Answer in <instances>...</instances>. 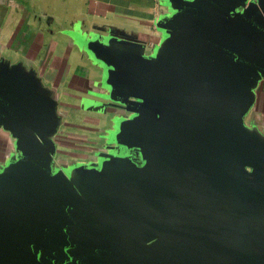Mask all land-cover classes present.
I'll list each match as a JSON object with an SVG mask.
<instances>
[{"label": "water", "instance_id": "95a60500", "mask_svg": "<svg viewBox=\"0 0 264 264\" xmlns=\"http://www.w3.org/2000/svg\"><path fill=\"white\" fill-rule=\"evenodd\" d=\"M159 3L149 32L85 41L105 71L92 92L106 107L93 110L118 123L131 109L136 126L117 153L91 146L107 173L70 167L52 87L0 62V127L15 139L0 264H264V127L246 120L264 77V0Z\"/></svg>", "mask_w": 264, "mask_h": 264}, {"label": "crops", "instance_id": "0c3cea01", "mask_svg": "<svg viewBox=\"0 0 264 264\" xmlns=\"http://www.w3.org/2000/svg\"><path fill=\"white\" fill-rule=\"evenodd\" d=\"M160 15L159 0H0V62H22L52 87L64 127L81 128L80 123L87 122L98 130L92 112L106 106L94 102L99 98L92 91L106 89L105 71L85 41L97 40L94 34L109 28L118 35L134 33L133 28L149 32ZM253 94L246 120L263 128L264 77L256 81ZM99 110L109 116L112 108L106 113ZM57 137L65 140L62 147L67 153L74 152L72 135L62 131ZM14 140L0 127V169L15 151Z\"/></svg>", "mask_w": 264, "mask_h": 264}, {"label": "rangeland", "instance_id": "374dc122", "mask_svg": "<svg viewBox=\"0 0 264 264\" xmlns=\"http://www.w3.org/2000/svg\"><path fill=\"white\" fill-rule=\"evenodd\" d=\"M95 120L98 122V125L100 129L95 130L94 124L82 122L80 123L82 125L81 128H71L67 129L68 126L60 127L62 131H64L66 134H70L73 136L71 139L73 143L76 146L81 145V148H79V152L76 153L75 157H77V162L70 166L71 168H76L79 170H84L86 172H92L97 175H100L105 168V162L111 161V159H108L106 157H99L95 150L90 149L94 142L95 144H109L110 146H113L116 148V153L118 152L117 149L122 148L123 146L120 144L124 140L130 139V137L135 136V127L133 124L128 123L127 118H133V110H129V114L126 118H122L119 115V122H116V119L118 117H109L108 115L104 116V113L101 112H92ZM105 117V118H104ZM92 118V117H91ZM106 118H110L109 120H106ZM121 119V120H120ZM80 122V121H79ZM95 122V123H97ZM61 131V132H62ZM109 133L108 138H104ZM124 134H127L125 138ZM129 150L127 151L130 153V158H127V160L130 162L132 167H136V162L140 159H142V155H140L142 152L140 150H135L134 147L131 145L126 146ZM134 148V149H133ZM115 150V149H114ZM148 160V157L144 156V162ZM137 169V167H136ZM67 172V171H66ZM107 173V172H106ZM249 207V206H248ZM247 207V208H248Z\"/></svg>", "mask_w": 264, "mask_h": 264}, {"label": "flooded vegetation", "instance_id": "af4514ba", "mask_svg": "<svg viewBox=\"0 0 264 264\" xmlns=\"http://www.w3.org/2000/svg\"><path fill=\"white\" fill-rule=\"evenodd\" d=\"M63 142H64V143H63ZM64 144H66L65 140L62 139V138H58V147H57V149H58L59 152H60L59 154H64V153L67 154V155H68V154H70V155H71V154H76L77 152H79V148H81V145H79V146H76V145L74 146V145H73L72 148H73V149H76V150H74V152H72V153H70V152L67 153L66 150H64L63 147H62Z\"/></svg>", "mask_w": 264, "mask_h": 264}]
</instances>
